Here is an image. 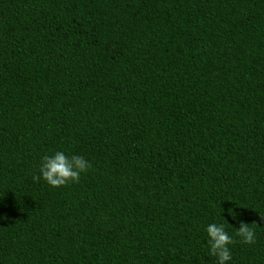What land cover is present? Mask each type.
I'll use <instances>...</instances> for the list:
<instances>
[{"label":"trees","instance_id":"obj_1","mask_svg":"<svg viewBox=\"0 0 264 264\" xmlns=\"http://www.w3.org/2000/svg\"><path fill=\"white\" fill-rule=\"evenodd\" d=\"M221 208L264 264V0H0V264H215Z\"/></svg>","mask_w":264,"mask_h":264},{"label":"clouds","instance_id":"obj_2","mask_svg":"<svg viewBox=\"0 0 264 264\" xmlns=\"http://www.w3.org/2000/svg\"><path fill=\"white\" fill-rule=\"evenodd\" d=\"M91 167V162L84 156L69 155L63 150H56L41 157L39 175L34 176L33 179H42L53 188L63 187L70 183H78L81 175L86 173ZM221 209L220 215L222 219L214 220L204 228L208 248L207 257H215V264H230L232 260L230 246L233 244V236L226 230L223 222L225 217L222 215L225 209ZM226 211L231 220L238 224L235 235L239 237L241 242L244 244L254 243L256 233L249 226V223L240 218V214L236 212L235 208L230 207ZM0 219H3V217H0ZM260 220L264 221V216H261Z\"/></svg>","mask_w":264,"mask_h":264}]
</instances>
